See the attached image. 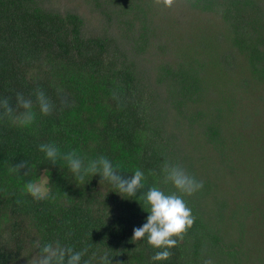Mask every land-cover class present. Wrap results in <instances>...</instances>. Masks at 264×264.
Listing matches in <instances>:
<instances>
[{
	"label": "trees",
	"instance_id": "16d2710c",
	"mask_svg": "<svg viewBox=\"0 0 264 264\" xmlns=\"http://www.w3.org/2000/svg\"><path fill=\"white\" fill-rule=\"evenodd\" d=\"M17 93L36 118L0 120V264H31L37 241L57 240L88 246L93 264L105 252L112 264H264V0H0V99L15 108ZM44 143L141 169L166 193L165 161L202 180L184 197L196 220L171 258L132 241L149 215L139 193L99 174L79 184ZM21 162L29 175L8 171ZM45 169L51 192L37 201L23 189Z\"/></svg>",
	"mask_w": 264,
	"mask_h": 264
},
{
	"label": "clouds",
	"instance_id": "9594fccd",
	"mask_svg": "<svg viewBox=\"0 0 264 264\" xmlns=\"http://www.w3.org/2000/svg\"><path fill=\"white\" fill-rule=\"evenodd\" d=\"M176 2L177 0H153L155 5H162L165 8H173ZM35 96L40 113L44 116L51 115L55 106L50 97L40 89L36 90ZM113 98H118L117 93H113ZM15 101L14 108L10 103V98L0 99V120L7 119L21 127L32 125L36 118L32 100L26 99L22 93H17ZM61 105L70 107L66 99L61 100ZM20 109L23 111H19ZM39 151L45 154L46 159L52 165H56L58 160L65 161L69 171L79 184H84L86 177L99 174L100 182L109 181L118 189L119 193L125 194L129 198L137 197L139 193L138 199L143 201V208L147 209L149 215L141 227L133 229L132 241L146 238L151 247L158 249L151 257L152 261L169 260L173 255L170 249L177 247L184 240L195 223L196 217L184 197L201 191L204 182L190 174L179 163L165 161L161 167L162 183L171 184L175 189L171 193H166L155 184L148 186L147 176L143 170L136 169L131 176L124 175L119 170L120 165H114L103 155L95 159H87L75 150L62 153L55 143L40 144ZM25 168L27 171L24 172V175L27 176L32 172V168L27 162L12 166L8 171L18 174L21 169ZM46 173L47 169L39 178L27 182L24 186L23 191L34 200H44L50 195L49 177ZM148 175L155 176L156 173L150 170ZM36 247L39 250V255L32 258L31 264H93V261L96 260V253H92L86 260L83 259L89 252L88 246L76 251L73 247L62 245L57 240L43 245L37 241ZM99 264H112L108 252L99 257ZM116 264H121V262L117 261ZM202 264H213V261L210 258L204 259Z\"/></svg>",
	"mask_w": 264,
	"mask_h": 264
},
{
	"label": "rangeland",
	"instance_id": "374dc122",
	"mask_svg": "<svg viewBox=\"0 0 264 264\" xmlns=\"http://www.w3.org/2000/svg\"><path fill=\"white\" fill-rule=\"evenodd\" d=\"M245 101L249 102L247 98L245 99Z\"/></svg>",
	"mask_w": 264,
	"mask_h": 264
}]
</instances>
